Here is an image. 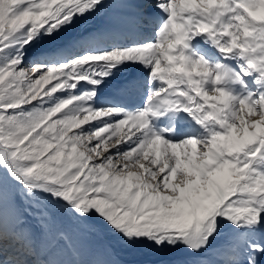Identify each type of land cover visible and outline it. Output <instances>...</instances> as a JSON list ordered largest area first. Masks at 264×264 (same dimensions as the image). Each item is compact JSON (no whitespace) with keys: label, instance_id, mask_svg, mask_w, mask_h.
<instances>
[{"label":"snow or ice","instance_id":"6c2138e0","mask_svg":"<svg viewBox=\"0 0 264 264\" xmlns=\"http://www.w3.org/2000/svg\"><path fill=\"white\" fill-rule=\"evenodd\" d=\"M0 264H264V0H0Z\"/></svg>","mask_w":264,"mask_h":264},{"label":"rangeland","instance_id":"374dc122","mask_svg":"<svg viewBox=\"0 0 264 264\" xmlns=\"http://www.w3.org/2000/svg\"><path fill=\"white\" fill-rule=\"evenodd\" d=\"M110 10H111V8L109 6L108 8L101 9L97 13L92 14V15L88 16L87 18H78L76 20V23L67 30V33L62 34L61 36L57 37V41L64 39L65 35H67V34H75V33L79 32L84 24L95 22L97 19L100 18L101 12H107V11H110ZM157 10L158 9H155V8L152 9V11H153L152 15L154 17H158L160 15L157 12ZM154 12H156L158 14H156V13L154 14ZM149 31H151V29L148 28V27H145L143 29L132 30V34H139L140 32L147 33ZM53 43H55V42L49 40L47 37H42L38 41H34L33 45L28 46L25 49V53H26L25 56H24L25 64L38 61L41 58V56L44 55L45 49L49 45H51ZM128 43H130V42L129 41L118 42L115 46H126ZM111 46L112 45L110 44L109 48H111ZM18 47H19V45L14 46L13 48L8 50L9 58H11V56L16 55V51H17ZM102 65L103 64H99V68H97V65H96L95 67L89 69V71L91 72V70H95V73H98V71L99 72H103L104 70L101 68ZM125 67L132 68V67H136V65L127 64L126 63V64H123V65L119 66L116 69H112V72L115 73V74H120L119 75V77H120L122 75V73L124 75L126 74ZM104 68H105V65H104ZM139 73H140L139 75L142 76V74H144L145 71L142 70V71H139ZM124 75H123V79L125 78ZM116 79H118V75H117ZM53 82H55V81H53ZM107 83H109V82L107 80H105V82L98 89H96V91L98 92V96L95 99V101L93 102L94 107L102 108V107L123 105V106L128 107V108L131 109V108H134V105L129 103L130 100H135V101H138V102H140L142 104V101H143L144 97H143L141 91L138 88L129 87L127 89L128 93H126V95L128 94L127 97L125 95L120 96L119 94L115 95V96H108V95H106L107 94V92H106L107 88L106 87L114 86L115 83L113 82V84H109V85H107ZM91 90H92V86L91 85L84 84L82 87H80V88H78L76 90V94L79 95L82 92H89ZM57 95L62 97V98H66L68 93L67 92L58 93ZM182 122H183L184 125L182 123L180 125H183V128H185V130H183L182 126H180L181 129H182V132H180L179 134H175L174 133V137L176 139H183L186 135L196 134V133H199L201 131V129H200V127L198 125H195V124L194 125L193 124L189 125V122L187 120L182 121ZM168 125H170V127H171L170 123H168V124L166 123V125L162 124V125H160L157 128L158 129L165 128V127H168ZM101 126L102 125L100 123H96V124H92V125L87 126V128L88 129H95V128H98V127H101Z\"/></svg>","mask_w":264,"mask_h":264},{"label":"bare ground","instance_id":"6f19581e","mask_svg":"<svg viewBox=\"0 0 264 264\" xmlns=\"http://www.w3.org/2000/svg\"><path fill=\"white\" fill-rule=\"evenodd\" d=\"M157 12L159 13V10H157ZM152 13H153V11H152ZM156 12H154V14H155ZM158 13H156V14H158ZM160 14V13H159ZM202 47H204L203 46V44L201 45ZM97 68H99V65H97ZM101 68L105 71V70H107L106 69V66H105V68H104V64L101 66ZM95 69V68H94ZM142 70H144V68H143V66L142 65H136V67H132V68H127V67H125V72H126V74L124 75L123 73H122V75L119 77V75L120 74H115V73H113L112 72V74L106 79L109 83H107V85H109V84H113V82L115 83V85L114 86H108V87H106L107 88V94L106 95H108V96H115V95H118V93H119V87L117 86L118 85V82L119 81H125V83L124 84H130V82H132V81H138V80H141V79H143V77L144 76H146L147 75V73H146V71H145V73L144 74H142V76H140L139 74V71H142ZM91 72L92 73H95V70H91ZM97 72V71H96ZM99 72V71H98ZM133 74H135L136 76H137V78L136 77H133ZM117 75H118V79H116V77H117ZM123 75L125 76V78L123 79ZM129 81V82H128ZM105 94V93H104ZM103 94V95H104ZM102 95V96H103ZM128 95V94H127ZM127 95H125L126 97H127ZM120 96H122V95H120ZM125 97V98H126ZM129 98V97H128ZM184 114L183 113H181V116H183ZM187 121L189 122V125L190 124H195V122L194 121H192L190 118H188L187 119ZM166 123L168 124V123H170L171 125H172V123H176V128H177V131H176V133L175 134H179L180 132H182V129H181V127L180 126H182V128H183V122L182 121H172L171 120V117H166L164 120H162L161 122L159 121H157L156 122V126L157 127H159L160 125H162V124H165L166 125ZM183 124V125H180V124ZM196 125V124H195ZM168 127H170V125H168ZM183 130H185V128H183Z\"/></svg>","mask_w":264,"mask_h":264}]
</instances>
